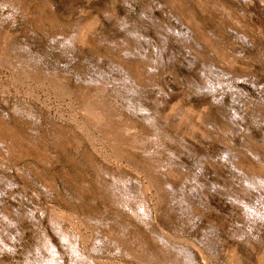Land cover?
Instances as JSON below:
<instances>
[{
  "label": "rangeland",
  "instance_id": "obj_1",
  "mask_svg": "<svg viewBox=\"0 0 264 264\" xmlns=\"http://www.w3.org/2000/svg\"><path fill=\"white\" fill-rule=\"evenodd\" d=\"M0 264H264V0H0Z\"/></svg>",
  "mask_w": 264,
  "mask_h": 264
}]
</instances>
